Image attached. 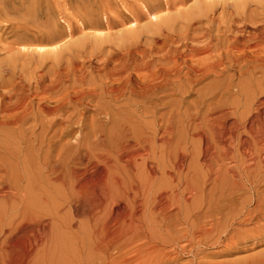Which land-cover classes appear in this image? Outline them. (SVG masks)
I'll list each match as a JSON object with an SVG mask.
<instances>
[{"label": "bare ground", "instance_id": "6f19581e", "mask_svg": "<svg viewBox=\"0 0 264 264\" xmlns=\"http://www.w3.org/2000/svg\"><path fill=\"white\" fill-rule=\"evenodd\" d=\"M258 238L264 0H0V264Z\"/></svg>", "mask_w": 264, "mask_h": 264}, {"label": "rangeland", "instance_id": "374dc122", "mask_svg": "<svg viewBox=\"0 0 264 264\" xmlns=\"http://www.w3.org/2000/svg\"><path fill=\"white\" fill-rule=\"evenodd\" d=\"M206 253L207 264H263L259 259L264 256V238L208 248Z\"/></svg>", "mask_w": 264, "mask_h": 264}]
</instances>
